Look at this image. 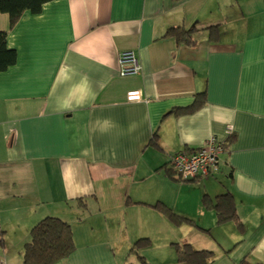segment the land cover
<instances>
[{"label": "crops", "instance_id": "1", "mask_svg": "<svg viewBox=\"0 0 264 264\" xmlns=\"http://www.w3.org/2000/svg\"><path fill=\"white\" fill-rule=\"evenodd\" d=\"M179 27L194 30L192 47L164 37ZM0 31L16 51L0 73V264H22L45 217L72 229L76 250L57 264H125L139 239L151 240L149 264H178L172 244L184 243L212 251V264H264V0H54L12 29L0 13ZM127 51L141 69L123 77ZM203 92L196 112L172 113ZM229 125L235 140L209 177H168L173 154L224 143ZM228 193L236 232L202 206ZM157 203L195 225L173 226Z\"/></svg>", "mask_w": 264, "mask_h": 264}, {"label": "trees", "instance_id": "2", "mask_svg": "<svg viewBox=\"0 0 264 264\" xmlns=\"http://www.w3.org/2000/svg\"><path fill=\"white\" fill-rule=\"evenodd\" d=\"M54 0H0V13L8 16L9 28L12 29L25 13L37 15L41 12L42 6ZM179 2L181 0H172ZM217 28L210 27L209 38L211 41H217ZM194 30H184L182 27L169 29L164 37H171L176 44L192 47L195 44ZM16 64V51L7 47V34L0 31V73L5 72ZM205 104V93L197 94L193 103L185 109H174L172 113L176 116L189 115L196 112ZM235 140L231 134L227 141L223 143L224 154ZM149 146L159 149L157 135H153ZM190 148L184 150L187 151ZM182 152V151H180ZM222 154V156L224 155ZM220 157V161L221 158ZM219 163L217 164L218 167ZM216 167V168H217ZM209 174L211 175L215 170ZM168 177L178 181L182 180L178 173L172 168L167 171ZM178 176L179 179H177ZM74 207L80 211L86 210L87 205L84 199H77ZM73 206V205H72ZM202 206L205 210L213 211L217 225L232 223L238 229L242 228V224L236 213V207L232 195L222 194L214 200L208 198L202 199ZM151 208L155 209L163 218L175 227L182 225H195L193 220L182 217L174 213L163 203H157ZM238 242L235 247L240 245ZM149 246L148 239L136 240L127 254V260L134 257L136 263L125 264H147L142 252ZM178 264H212L214 261V253L210 250H195L190 244H172ZM1 247V243H0ZM72 229L68 222L56 217H45L40 220L30 230V241L23 246L22 264H57L68 258L75 251ZM239 264H250L246 260Z\"/></svg>", "mask_w": 264, "mask_h": 264}, {"label": "built area", "instance_id": "3", "mask_svg": "<svg viewBox=\"0 0 264 264\" xmlns=\"http://www.w3.org/2000/svg\"><path fill=\"white\" fill-rule=\"evenodd\" d=\"M120 76L137 75L140 65L134 51L123 52L118 58ZM139 100V97H137ZM233 126H227V137L233 134ZM224 154L223 143L214 137L209 138L197 148L178 152L170 157L171 168L179 174L182 180H194L207 178L213 169L220 163V157Z\"/></svg>", "mask_w": 264, "mask_h": 264}, {"label": "rangeland", "instance_id": "4", "mask_svg": "<svg viewBox=\"0 0 264 264\" xmlns=\"http://www.w3.org/2000/svg\"><path fill=\"white\" fill-rule=\"evenodd\" d=\"M249 13H250V12H249ZM81 214H82V213H81ZM90 216H92V215H89V216H88L87 213H86V214H83V217H85V219H87V218L90 217ZM95 220H97V219H96V218H90V219H88L86 225H87L88 227L91 226ZM230 226H231L233 232H236V231H237V230H236V227H235L234 224L230 223ZM121 230H123V227H122L121 225L115 223V222H112L111 225L107 226V231H112L114 235H118V234L121 232ZM225 231H226V230H225ZM144 232H147V230H145ZM215 232H216V235L218 236L219 239H224V241H225L226 243H230V239H231V237H227L226 235H224V234L222 233V229H220L219 231H217V229H215ZM123 237H125V236H124V235H123V236H120V237L118 238V240H117L116 242H114V245L116 246V250H114V252H116V253H118V254H119V252H117V251L120 250V248H122V250H123V246L126 245V243L124 242L125 239H124ZM244 237H245V234H244V233H243V234H240V238H241V239H243ZM148 240H149V239H148ZM150 241H151V240H149V245H150ZM155 242H156V240H154V243H155ZM152 243H153V242H152ZM153 245H154V244H153ZM172 248H173V247H172ZM122 250H121V251H122ZM128 251H129V250H128ZM145 261L147 262V264H149V262L146 260V258H145ZM128 263H136V260L134 259V257H131L130 259H128Z\"/></svg>", "mask_w": 264, "mask_h": 264}, {"label": "clouds", "instance_id": "5", "mask_svg": "<svg viewBox=\"0 0 264 264\" xmlns=\"http://www.w3.org/2000/svg\"><path fill=\"white\" fill-rule=\"evenodd\" d=\"M174 155V154H173Z\"/></svg>", "mask_w": 264, "mask_h": 264}]
</instances>
